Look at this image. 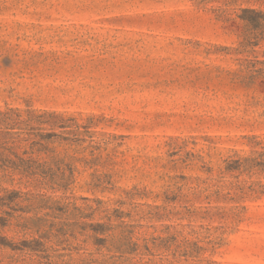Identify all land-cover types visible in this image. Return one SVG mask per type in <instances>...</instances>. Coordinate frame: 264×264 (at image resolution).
Instances as JSON below:
<instances>
[{"label": "rangeland", "instance_id": "rangeland-1", "mask_svg": "<svg viewBox=\"0 0 264 264\" xmlns=\"http://www.w3.org/2000/svg\"><path fill=\"white\" fill-rule=\"evenodd\" d=\"M246 8L264 0H0V130L32 173L0 171V264H264Z\"/></svg>", "mask_w": 264, "mask_h": 264}, {"label": "trees", "instance_id": "trees-1", "mask_svg": "<svg viewBox=\"0 0 264 264\" xmlns=\"http://www.w3.org/2000/svg\"><path fill=\"white\" fill-rule=\"evenodd\" d=\"M243 13H247L249 15H252L253 18H246L242 17L243 20H245L247 23L246 25L251 30H256L260 26V20H264V11L256 10V9H242ZM254 35V33L249 32V34L244 37V43L248 42V40L255 38L251 37ZM0 124L3 125L5 128H13L12 126L16 123L15 121H11L8 112L0 113ZM10 137V131L7 130H0V171L7 172L11 171H19L26 172L31 169L30 160H25L17 155L14 148V141L9 140ZM9 142H11L9 144ZM28 163V165H27ZM28 175H32V173H28ZM12 194H16L15 192H11ZM6 194V195H0V227H3L6 222L7 218L2 216V214H6L7 217H10L8 211L4 210V207L10 206V203L13 201V195Z\"/></svg>", "mask_w": 264, "mask_h": 264}]
</instances>
